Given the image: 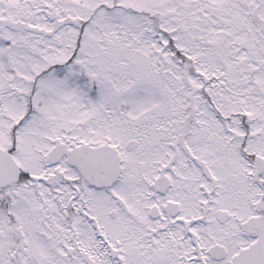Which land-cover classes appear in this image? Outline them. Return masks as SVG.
I'll use <instances>...</instances> for the list:
<instances>
[{"label": "snow or ice", "instance_id": "1", "mask_svg": "<svg viewBox=\"0 0 264 264\" xmlns=\"http://www.w3.org/2000/svg\"><path fill=\"white\" fill-rule=\"evenodd\" d=\"M0 264H264V0H0Z\"/></svg>", "mask_w": 264, "mask_h": 264}]
</instances>
